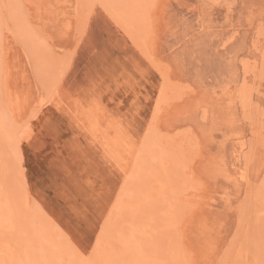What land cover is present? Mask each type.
<instances>
[{
  "label": "rangeland",
  "instance_id": "374dc122",
  "mask_svg": "<svg viewBox=\"0 0 264 264\" xmlns=\"http://www.w3.org/2000/svg\"><path fill=\"white\" fill-rule=\"evenodd\" d=\"M244 263L264 0H0V264Z\"/></svg>",
  "mask_w": 264,
  "mask_h": 264
},
{
  "label": "bare ground",
  "instance_id": "6f19581e",
  "mask_svg": "<svg viewBox=\"0 0 264 264\" xmlns=\"http://www.w3.org/2000/svg\"><path fill=\"white\" fill-rule=\"evenodd\" d=\"M127 20V19H126ZM129 27V26H128ZM139 30V29H138ZM44 37V36H43ZM35 51V49H34ZM49 52V51H48ZM51 53V52H50ZM52 55V54H51ZM51 62V61H50ZM44 73V72H43ZM46 98V97H45ZM44 107V106H43ZM4 120V119H3ZM154 132V131H153ZM3 144V143H2ZM155 155V154H154ZM158 155V154H157ZM181 157V156H180ZM155 158V157H154ZM158 159V158H157ZM161 161V160H160ZM162 162V161H161ZM132 164V163H131ZM16 189V188H15ZM142 205V204H141ZM137 207V206H136ZM139 207V206H138ZM46 214V213H45ZM41 221V220H40ZM245 264V263H244Z\"/></svg>",
  "mask_w": 264,
  "mask_h": 264
}]
</instances>
